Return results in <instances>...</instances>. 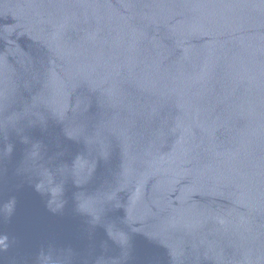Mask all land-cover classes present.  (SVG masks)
<instances>
[{"label":"water","instance_id":"water-1","mask_svg":"<svg viewBox=\"0 0 264 264\" xmlns=\"http://www.w3.org/2000/svg\"><path fill=\"white\" fill-rule=\"evenodd\" d=\"M0 264H264V0H0Z\"/></svg>","mask_w":264,"mask_h":264}]
</instances>
